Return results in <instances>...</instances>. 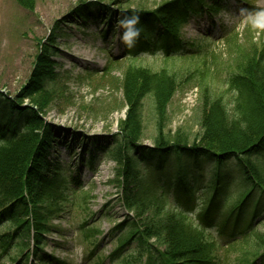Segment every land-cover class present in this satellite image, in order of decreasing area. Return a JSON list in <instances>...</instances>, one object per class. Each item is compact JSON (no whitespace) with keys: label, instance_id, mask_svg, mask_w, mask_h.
<instances>
[{"label":"trees","instance_id":"16d2710c","mask_svg":"<svg viewBox=\"0 0 264 264\" xmlns=\"http://www.w3.org/2000/svg\"><path fill=\"white\" fill-rule=\"evenodd\" d=\"M130 1L78 0L55 21L49 40L53 41L58 23L100 20L104 27L98 34L105 38L118 31L119 18L138 15L141 32L134 38L133 46L122 44L126 57L139 59L143 53L158 50L163 60H179L199 71L198 78L191 83L199 89L198 131L190 138L180 132L173 136L167 129L171 123L169 98L178 88L170 84L171 77L165 71L150 70L146 86L127 97L131 105L138 95L144 98L145 94L154 100L147 116L156 124L150 145L142 143L144 126L136 113L129 114L120 132L110 137L112 140L98 141L99 136L78 133L72 128L61 130V126L45 120L44 115L52 106L48 103L50 96L38 95L49 92L46 88L53 78L54 62L48 56H39L30 78L14 96L16 101L0 92V184L5 185L4 190L0 189V221L28 216L13 230L0 233L1 255L14 243L18 253L6 256L8 264H25L29 252L21 256L22 260L18 254L34 243L33 253L38 256V250L47 241L46 234L53 231L51 220L59 217L66 203V211L74 216L83 212L93 216L89 210L90 193L82 187V173L76 170L70 174L51 157L53 150L58 152L61 146L71 151L74 143L80 148L86 144L88 147L83 150L92 160L114 162L111 182L121 188L126 208L132 212L127 216L128 223L111 228L112 234L122 232L123 228L130 232L125 239L119 233L112 240L119 245L108 255L110 258L119 256L129 246L135 252H144V264H264V235L257 232L255 225L264 213V170L252 160L255 153L264 154V42L259 55L249 58L248 29L244 25L241 31L227 26L214 39L205 36L186 43L180 29L189 15L200 17L205 11H216V5L207 0H164L151 9L123 7ZM247 9L254 15L261 10L253 4ZM240 38L245 43L239 42ZM220 41L224 48L215 49ZM185 45L189 48L182 52ZM41 48L53 50L44 43ZM111 58L112 55L110 61ZM209 63L216 65L217 72L223 66L225 74L200 71ZM25 98L29 103L21 106ZM94 144L98 147H92ZM83 153H78V157L82 159ZM253 165L254 174L249 171ZM67 190L72 195L63 200L62 192L66 194ZM170 191L172 200L168 197ZM40 198L46 199L43 205L37 202ZM29 208L33 210L32 218ZM87 220H79L77 230L95 238L96 232L100 234L97 223L90 225ZM212 229L217 230L218 237L211 234ZM86 242L87 246L97 244ZM175 247L178 250L174 252ZM94 250L93 247L87 253L89 259ZM231 251L236 255L231 257ZM103 258L97 255L91 263L102 264ZM0 264H5L4 260ZM53 264L70 263L56 259Z\"/></svg>","mask_w":264,"mask_h":264},{"label":"rangeland","instance_id":"374dc122","mask_svg":"<svg viewBox=\"0 0 264 264\" xmlns=\"http://www.w3.org/2000/svg\"><path fill=\"white\" fill-rule=\"evenodd\" d=\"M77 1L0 0V92L2 96L15 100L14 96L30 78L36 59L39 56L46 58L48 56V59L50 57L54 62L51 64L53 78L46 88L49 92H38V95L50 96L48 103L52 106L47 109L44 115L45 120L61 126V130L74 128L90 136H99L98 141H103V139L109 140L114 133L120 132L129 114L136 113L137 117L138 115L140 117V119L138 117L140 124L144 126L145 135L142 143L151 144L150 138L156 134V124L154 120H148L147 116L151 112L154 100L145 94L144 98L138 95L134 96L135 99L131 105L127 97L132 91L136 95L139 89L149 82L147 70L151 73L165 71L171 77L170 84L178 88V91L169 98L171 101L167 110L171 123L167 129L173 136L176 132H180L193 138L199 128L201 103L198 102L193 107L192 113L184 119L181 97L193 87L191 83L198 78L199 71L192 65L190 67L183 65L179 60H163L158 50L153 54L144 53L139 59L128 58L120 44L116 43L115 37L105 41L96 34L102 26L98 21L79 23L76 27L72 24L58 23L53 41H50V28L57 19L74 7ZM103 1L107 3L112 0ZM162 1L164 0H131L128 5L121 4L125 8L143 6L151 9L161 5ZM207 1L214 7L216 5V12L201 18L196 17L195 14L190 15L180 29L185 40L189 43L198 41L208 32H211L214 39L220 35L223 26L235 27L236 30L241 31L245 25L248 29L246 33L249 43L246 46L250 52L249 58L259 55L258 50L264 42V0H248L250 4L261 9L256 15L250 13L243 0ZM170 24L173 25V23ZM65 31L67 32L63 36ZM241 35L243 37L242 33ZM239 42L245 43L242 38ZM43 43L49 44L51 50L55 51V55L53 50L52 52L43 50L41 48ZM214 47L215 49L224 48L221 41ZM110 54L113 55L112 61H109ZM223 59L225 61L226 57ZM105 65H108L107 69ZM215 68L216 65L209 63L200 71L204 74L206 71L214 75L219 72L225 74L223 66L218 69V72ZM137 98H139L138 102ZM28 103L29 99L25 98L20 105L25 106ZM92 147L98 146L94 144ZM254 151L259 150L254 148ZM58 158L66 169L74 171L76 168L85 167L83 171L86 173L81 179L83 189L90 193L89 210L93 212V216L90 218L84 212L74 216L66 211V204L59 218L53 220L55 229L49 233L48 246H44L43 251L40 252H45L47 257L52 256L53 259H67L70 264H94L91 260H96L97 255L105 257L102 264H144V252L141 250L135 252V248L132 249L129 246H126L119 256L114 258L108 256L119 245L117 240L114 242L112 240L116 239L119 233H121V239H125L130 232L125 229L114 234L110 232L111 228L117 224L125 221L128 223L127 213H130L125 209L121 189L118 186L114 187L110 182L111 177L115 175L114 162L110 159L103 161L99 170H93L97 162L81 163L74 156H69L64 147H61ZM252 160L255 161L254 165L264 170L263 152L252 155ZM254 165L249 167V171L253 174ZM261 177L264 181V172ZM4 186L0 184V189L4 190ZM71 194L72 192L69 191L66 196ZM168 197L169 200L174 198L172 191ZM45 200L40 198L37 202L43 205ZM28 210L29 213L33 211L31 208ZM129 215L131 216V213ZM32 217L30 213L29 218ZM24 218L28 216L25 214V217L19 216L18 220H9V222L6 219L1 220L0 233L9 229L13 230ZM84 219H88L87 222L90 225L97 223L100 234L96 232L95 238L87 237L86 231L77 230L78 221ZM255 222L257 232L264 235V213ZM211 234L218 237L216 229L212 230ZM89 240L97 244L91 246L92 243H90L91 245L87 246L85 243ZM13 245L11 244L2 255L0 252V261L5 260L7 264L8 259L5 257L13 252L18 253ZM93 247L94 255L89 259L87 253ZM162 248L163 246L160 247L161 250ZM30 249L31 247L28 246V250ZM174 250H178V247L173 248ZM230 254L231 257L236 255L233 251ZM47 260L50 262L49 258Z\"/></svg>","mask_w":264,"mask_h":264},{"label":"clouds","instance_id":"9594fccd","mask_svg":"<svg viewBox=\"0 0 264 264\" xmlns=\"http://www.w3.org/2000/svg\"><path fill=\"white\" fill-rule=\"evenodd\" d=\"M119 29L116 33V43L125 46H133L134 38L139 37L141 28L139 25V16L125 15L117 20Z\"/></svg>","mask_w":264,"mask_h":264}]
</instances>
